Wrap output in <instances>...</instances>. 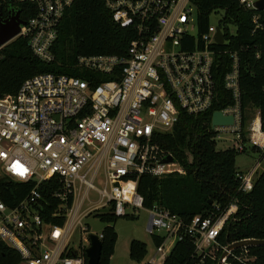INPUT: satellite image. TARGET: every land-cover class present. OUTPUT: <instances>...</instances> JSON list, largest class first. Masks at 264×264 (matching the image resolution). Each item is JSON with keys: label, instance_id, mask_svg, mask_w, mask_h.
Wrapping results in <instances>:
<instances>
[{"label": "built area", "instance_id": "obj_1", "mask_svg": "<svg viewBox=\"0 0 264 264\" xmlns=\"http://www.w3.org/2000/svg\"><path fill=\"white\" fill-rule=\"evenodd\" d=\"M72 1L0 0V9L3 18L11 8L19 10L23 23L15 38H25L32 54L49 63ZM102 1L113 22L134 32L125 54L78 55L76 66L87 72L86 78L43 72L23 80L16 92L0 95V176L33 182L13 207L0 200V242L19 254L17 264H84L86 217L100 212L134 216L144 210L146 231L163 236L150 264H162L169 252L166 243L172 247L186 236L202 258L214 259L215 251L225 247L217 237L236 205L217 216L185 221L157 203L145 207L137 182L143 174L184 173L175 160L163 162L172 155L155 138L169 131L181 112L197 115L211 108L216 96L212 68L220 54L231 61L223 84L233 103L214 111L232 116L233 122L213 126L210 118L214 139L229 133L233 138L226 148L264 152L259 111L243 124L238 55L217 47L226 43L220 21L208 22L199 32L191 0ZM255 1L239 0L246 9H256ZM252 21L261 26L257 16ZM259 167L260 161L236 172L241 191L252 188ZM52 178L57 186L48 200L40 185ZM96 235L101 240L102 233ZM234 257L244 264L251 260Z\"/></svg>", "mask_w": 264, "mask_h": 264}, {"label": "trees", "instance_id": "obj_2", "mask_svg": "<svg viewBox=\"0 0 264 264\" xmlns=\"http://www.w3.org/2000/svg\"><path fill=\"white\" fill-rule=\"evenodd\" d=\"M197 15L199 32H203L209 16L223 11L220 25L226 43L217 46L236 52L239 58L241 106H254L260 115L264 131V13L246 9L239 0H191ZM258 17L261 26L256 27L253 17ZM22 19L28 15L23 14ZM232 26L234 32L229 28ZM134 32L121 27L111 18V13L102 0H73L65 11L53 46L54 60L45 63L30 51L25 38L17 37L5 44L0 51V95L16 92L23 80L38 73L52 72L86 78L87 72L76 66L78 55L125 54ZM258 55V56H257ZM227 54L214 57L213 75L216 96L211 108L201 114H179L176 124L166 132L158 134L156 142L169 152L182 167L184 173L172 172L162 176L143 174L137 182V192L143 197L145 207L157 203L178 214L185 221L194 215L206 217L219 215L230 205L236 210L224 222L217 241L226 246L242 239H264V167L249 191L239 189L236 157L241 154L235 148L217 149L215 133L210 127L211 113L233 103L231 94L224 88L223 77L229 70ZM247 117L244 113L243 124ZM33 182H23L3 174L0 176V200L13 207L26 197ZM56 178L40 185L42 195L50 200L56 188ZM50 219L49 213L44 214ZM95 217L113 223L118 217L111 212L96 213ZM134 218V216H124ZM101 253L97 264H110L116 243L112 225L101 231ZM163 241L160 234L152 235L158 247ZM222 249L215 251V258H202L195 251L191 238L176 241L162 264H217ZM147 253L146 245L140 240L129 242V257L139 262ZM248 256V264H264V245L248 246L232 252L225 264H244L234 256ZM19 254L0 242V264H17ZM84 264L87 258L84 254Z\"/></svg>", "mask_w": 264, "mask_h": 264}, {"label": "rangeland", "instance_id": "obj_3", "mask_svg": "<svg viewBox=\"0 0 264 264\" xmlns=\"http://www.w3.org/2000/svg\"><path fill=\"white\" fill-rule=\"evenodd\" d=\"M223 16V11L218 10L213 12L209 16V23L217 25ZM230 32H234V28L230 26ZM257 109L251 104L246 105L245 115L247 121H251L255 116ZM221 140L217 142V149H225L232 141H229L233 138L232 134L223 133L221 134ZM224 138V139H223ZM263 159L262 165L258 168L257 172L254 174V178L258 176L261 170L264 167V152L260 150H251L248 153H241L235 159V166L237 169L245 171L249 169L251 165L255 162L257 158ZM84 226L87 228L82 234V239L91 233L98 234L103 230L106 225H112L116 233L117 239L114 246L113 254L110 257V264H148V261L152 255L156 252V248L152 242V235L146 231L147 224V212L140 210L135 213L134 218L128 217H118L113 223H106L101 221L98 217L88 216L83 220ZM161 233H163L161 231ZM132 239H137L145 243L147 253L142 260L139 262L132 261L129 257V242ZM171 247L170 243L167 242L165 245V250L169 251Z\"/></svg>", "mask_w": 264, "mask_h": 264}, {"label": "water", "instance_id": "obj_4", "mask_svg": "<svg viewBox=\"0 0 264 264\" xmlns=\"http://www.w3.org/2000/svg\"><path fill=\"white\" fill-rule=\"evenodd\" d=\"M254 7L263 11L264 13V0H256ZM22 20L19 16V10L11 8L8 18H3L2 11L0 9V46L7 44L16 37L19 32V27L22 24ZM216 41L221 44L223 37L219 28H217ZM233 122L232 116H224L220 111H214L211 116V124L215 125H230ZM174 158L167 156L163 162H172ZM264 245V239H242L227 244L222 250L217 264H225L229 255L236 249L246 248L248 246ZM101 253V240L99 237L91 233L89 234V246L85 249V256L88 264H97Z\"/></svg>", "mask_w": 264, "mask_h": 264}, {"label": "crops", "instance_id": "obj_5", "mask_svg": "<svg viewBox=\"0 0 264 264\" xmlns=\"http://www.w3.org/2000/svg\"><path fill=\"white\" fill-rule=\"evenodd\" d=\"M253 150H255V149H253ZM250 152V151H249ZM248 153V152H247ZM258 161H260V165H262V162H263V159H260L259 157L255 160V162L251 165V167L249 168V169H246L245 171H243V170H240V171H242V172H246V171H249L253 166H254V164L256 163V162H258ZM156 248V247H155ZM148 264H150L149 263V261H148Z\"/></svg>", "mask_w": 264, "mask_h": 264}, {"label": "snow or ice", "instance_id": "obj_6", "mask_svg": "<svg viewBox=\"0 0 264 264\" xmlns=\"http://www.w3.org/2000/svg\"><path fill=\"white\" fill-rule=\"evenodd\" d=\"M22 174V173H21Z\"/></svg>", "mask_w": 264, "mask_h": 264}]
</instances>
